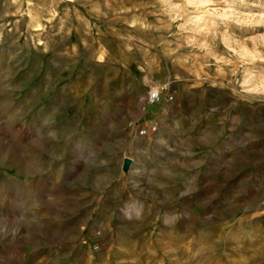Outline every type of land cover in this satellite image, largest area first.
Segmentation results:
<instances>
[{
	"label": "rangeland",
	"instance_id": "374dc122",
	"mask_svg": "<svg viewBox=\"0 0 264 264\" xmlns=\"http://www.w3.org/2000/svg\"><path fill=\"white\" fill-rule=\"evenodd\" d=\"M0 264H264V0H0Z\"/></svg>",
	"mask_w": 264,
	"mask_h": 264
},
{
	"label": "built area",
	"instance_id": "2783aa9c",
	"mask_svg": "<svg viewBox=\"0 0 264 264\" xmlns=\"http://www.w3.org/2000/svg\"><path fill=\"white\" fill-rule=\"evenodd\" d=\"M164 94V88L159 86H151L147 92L146 97L141 101V108L144 114H147L148 111L160 103ZM149 129L142 127L138 130V135L146 136L149 133Z\"/></svg>",
	"mask_w": 264,
	"mask_h": 264
}]
</instances>
